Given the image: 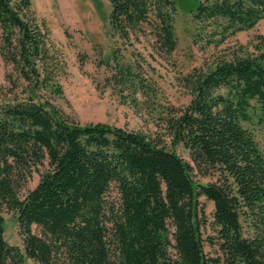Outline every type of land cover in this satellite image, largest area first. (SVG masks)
Wrapping results in <instances>:
<instances>
[{
    "label": "trees",
    "instance_id": "obj_1",
    "mask_svg": "<svg viewBox=\"0 0 264 264\" xmlns=\"http://www.w3.org/2000/svg\"><path fill=\"white\" fill-rule=\"evenodd\" d=\"M107 1L112 36L132 46L149 25L160 47L175 49V0ZM190 13L218 45L264 19V0H196ZM0 58L11 66L0 83V264H264V151L243 125L252 101L264 122L263 35L189 71V102L162 109L151 134L80 125L56 105L63 62L31 0H0ZM111 59L117 83L156 95L115 48ZM6 210L22 249L4 238Z\"/></svg>",
    "mask_w": 264,
    "mask_h": 264
},
{
    "label": "rangeland",
    "instance_id": "obj_2",
    "mask_svg": "<svg viewBox=\"0 0 264 264\" xmlns=\"http://www.w3.org/2000/svg\"><path fill=\"white\" fill-rule=\"evenodd\" d=\"M32 10L49 31L50 40L63 62L60 83L63 97L55 101L69 118L80 124L107 123L146 134L157 130L158 114L166 106H184L190 98L184 76L195 67L206 68L214 57L228 46L241 44L251 50L257 35L264 36V19L254 27L229 36L222 43H209L210 26L193 20L190 8L196 0H175L173 27L176 38L175 49L167 52L156 42L153 28L144 26L145 35L132 46L123 43L109 33L107 0H31ZM152 19L153 16H152ZM117 50L125 62L139 69L141 76L156 89V95L146 96L142 92L132 93L127 86L116 82L117 71L111 59L112 50ZM162 48V49H161ZM109 62V63H108ZM11 66L0 58V83ZM130 90V91H129ZM251 122L243 125L252 130L259 147L264 151V122L256 102L252 101ZM177 153L189 160L188 153L176 147ZM39 175H33L19 190L22 197L32 189ZM193 180L205 183L207 176L193 175ZM205 213L211 220L212 202L200 197ZM4 238L11 245L22 249L16 213L3 212ZM33 231L36 227H32ZM212 234L207 228L206 238ZM204 251L213 255L212 247L204 243ZM25 264H36L25 258Z\"/></svg>",
    "mask_w": 264,
    "mask_h": 264
}]
</instances>
